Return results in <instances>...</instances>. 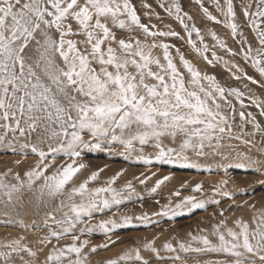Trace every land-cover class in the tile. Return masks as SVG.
<instances>
[{"label":"snow or ice","instance_id":"snow-or-ice-1","mask_svg":"<svg viewBox=\"0 0 264 264\" xmlns=\"http://www.w3.org/2000/svg\"><path fill=\"white\" fill-rule=\"evenodd\" d=\"M195 3L208 21L229 30L236 47H229L215 31L209 33L215 42L210 47L201 28L189 23L193 17L178 0H160L156 7L174 18L186 35L170 24L161 29L151 23L153 16L160 22L164 17L147 0H142V6L148 23L142 22L133 0H0V148L25 158L37 157L26 171L9 168L0 173V215L9 218L5 225L29 227L12 216L22 191L49 209L47 219L31 225L34 230L48 229L47 235L37 238L39 252L21 237L3 245L0 264H13L17 257L20 264H88L89 242L83 237L94 230L89 221L94 214L118 208L135 188L129 183L118 190L113 186L115 177L106 186L89 187L98 182V171L78 182L77 173L86 167L78 159L85 149L111 150L120 145L132 154L138 144V157L151 164L153 159L145 158L143 150L152 146L157 161L212 172L211 166L201 169L199 161L217 156L228 159L222 151L225 134L229 140L243 139L253 147L256 141L251 137L260 134L264 155V126L245 110L255 107L264 117V99L257 98L248 84L244 90L226 89L215 76L194 67L179 46L167 42L169 38L182 41L209 65L224 60L215 50L218 46L259 76L249 75L235 59L224 60L229 70L235 69V79L264 89V0H211L216 15L203 0ZM118 32L126 33L128 39L118 38ZM237 116L236 127L242 135L233 137ZM247 125L253 130L247 131ZM249 153L238 154L235 165L221 161L218 167L264 174V160ZM194 191L202 192L203 185L197 183ZM214 192L235 198L227 191L214 188ZM207 203L188 196L174 208L171 203L165 205L156 215L168 216L169 210L184 205L204 209ZM211 203L220 201L213 198ZM225 211H220L221 219L210 230L190 234L188 242L165 243L164 250L175 255L161 257L153 243L145 248L161 260L184 261L188 253H195L198 264H264V212L254 216L252 223L239 218L230 224ZM139 219L147 222L148 215ZM129 220L125 217L123 222ZM117 226L115 220H108L97 227L107 234ZM201 256L208 259L200 261ZM133 260L149 264L139 249L135 256L125 254L108 264Z\"/></svg>","mask_w":264,"mask_h":264},{"label":"rangeland","instance_id":"rangeland-1","mask_svg":"<svg viewBox=\"0 0 264 264\" xmlns=\"http://www.w3.org/2000/svg\"><path fill=\"white\" fill-rule=\"evenodd\" d=\"M153 11L157 10L154 9ZM157 12H159L161 17H164L163 22L157 21L153 17L151 23L157 24L161 29L165 25L170 24L173 29L180 31L181 35H186L174 18L168 17L161 10ZM220 33H217V35H221ZM167 42H174L181 49H188L189 52H194L190 46L176 38H169ZM205 42L211 47L212 43L206 39ZM198 58L200 60L201 57L199 56ZM201 60L204 61L202 58ZM254 73L258 75L256 72ZM260 89L258 85L257 87L256 85H252V91L257 98L261 96L259 95L262 92ZM236 122L233 125V137L242 135L240 129L236 127L240 121L237 120ZM246 129L247 131L253 130L251 125H247ZM251 139L256 141V146L245 145L243 139L237 140L233 138L229 140L226 134L222 147L223 145L226 148L229 146V149L222 148V151L227 155L228 159L224 160L222 156H217L214 158H201L199 161L201 169L211 166L212 172L184 168L163 161H157L155 160L157 153L152 146H146L143 150L145 158L151 157L153 159V163L151 164L143 163L138 157L137 153L140 152L138 144L135 146V152L132 154H127L125 149L120 145L114 146L111 150L106 148L97 150L85 149L78 159V162L86 165L84 169L77 173L78 182H83L92 172L98 171V182L90 183L89 187L106 186L107 182L115 177L113 186L118 190H124L129 183L135 188V192L130 195V198L125 199L124 203L118 208L113 207L110 211L94 214L93 218L89 221L90 226L94 230L83 237V239H87L89 242L88 248L85 249V252L88 254V264H108L109 261L118 260L122 255L129 253L135 256L136 249H139L141 257L147 260L149 264H198L195 253H188L184 261L161 260L153 252L146 250L145 245L153 243L154 247L159 250L161 257L175 255V253H169L164 250L163 246L165 243L178 245L181 241L188 242L190 234H200L198 230H210V227L217 220L221 219L219 213L222 209L226 210L225 218L229 220L230 224L231 221L239 218L252 223L254 216L264 212V184L261 183L264 181V174H257L254 171L239 167H231L227 171L222 167H218V163L221 161L224 164H237L239 162L238 154L243 155V149H251L256 153L254 155L250 153L252 156H259L264 160V155H261L262 150L259 147V141L262 139V136L257 134L251 137ZM165 142L168 143V141ZM0 161L3 162L0 165H4L7 170L16 161L21 162L19 165L26 164L30 167L36 163L37 157L29 155L25 158L22 155L13 154L10 150L6 151L0 148ZM62 162L57 161V163ZM67 162L70 163L71 161ZM165 177H168V179H164ZM141 181L144 182L141 183ZM225 181L227 182L226 187L223 186V182ZM158 182H160L159 187H157L156 192H152V188L156 187ZM197 183L203 185L202 192L194 191ZM214 188H216L217 192L227 191L232 193L235 198L229 199L218 195L214 192ZM177 192L180 193L179 196L176 195ZM188 196H195L197 200H207L208 203L204 209H193L190 205H184L180 209L169 210L168 216L156 215V213L162 211L165 205L171 203L174 208L176 204L181 203ZM213 198L219 200L220 203H211ZM22 211H25V209L19 210V212ZM143 214L148 215L147 222L139 219ZM125 217L130 218L128 223L123 222ZM45 219H47V216L42 215L39 218L32 219L30 222L27 221V223L32 225V222L36 221L39 224ZM108 220H115L118 226L106 234L104 230L99 229L97 226L101 221ZM1 222L0 220V224ZM5 228H9V226ZM35 230L38 233L40 232L39 234L42 237L48 234V229L43 226ZM35 230L33 229V232ZM27 240L37 243L32 237H29ZM105 245L107 247H103ZM40 248L41 245L37 244L32 249L39 252ZM91 248H97V251L93 253L91 252ZM47 250V248L44 249L45 252ZM179 254L182 257L185 256L183 252ZM28 258V255L24 254V259L27 260ZM206 259L208 257L201 256L199 258L200 261ZM13 264H20V258L17 257ZM120 264H141V262L135 260L129 262L121 261Z\"/></svg>","mask_w":264,"mask_h":264},{"label":"bare ground","instance_id":"bare-ground-1","mask_svg":"<svg viewBox=\"0 0 264 264\" xmlns=\"http://www.w3.org/2000/svg\"><path fill=\"white\" fill-rule=\"evenodd\" d=\"M147 2L150 3L151 5H153V10L155 9L157 11L158 10L163 11L162 9H158L156 7V5L160 2V0H147ZM178 2L182 5L184 11H187L190 15H192L193 20L190 21L189 23H193V24L195 23L197 27L201 28L202 34L204 35L205 39L207 41H209L210 43H212L211 46L215 42L211 39V36L209 33H210V31H215L218 34H219V32H221L220 33L221 35H219V37H221L222 39H225V40L227 39L226 42H227L229 47H233V48L236 47L234 45L232 39L228 35L229 30L225 29L222 25H217L212 21H208L203 16L199 6L195 3V0H178ZM133 3L136 5L138 13L141 15L142 22L148 23L146 16L143 15V13L145 11H147V9H145L142 6V0H133ZM203 3L205 4V6H209L210 11H212L214 15L217 14V13H215L214 9L211 7V0H203ZM117 35H118V38L128 39V35L124 32H118ZM181 50L185 53L186 58L189 59L193 63L194 67H196L202 74L215 76L216 81L221 86L225 87L226 89L227 88H241L242 90H244L243 86L245 84H248V87L252 89V84L250 82L244 80V79H240V80L235 79L233 77V73L235 72V69L229 70L228 66H226L224 63V60L232 61L233 59H235L236 62L240 64L241 68H244L248 72L249 75H253L259 79V76L254 73L255 69L251 68L250 65H245L243 63V61H241L237 58L230 57L229 55H227L226 52L219 49L218 46L215 48V50L217 51V54L219 56H222L224 58V60H221L220 62H214L213 65H209L207 62L202 61L201 58L199 60L198 57L200 55H197L195 52H189L188 49H181ZM155 54L156 55H162L161 52H156ZM209 58H211L210 53H209ZM175 59L178 61L177 57H175ZM236 75H240V73H236ZM256 87H257V85H256ZM260 90L262 92L259 95L262 96V94H263V96L262 97L259 96L258 98L264 99V89L261 88ZM245 103L246 104L248 103L247 99H245ZM235 104H236V110H237V112H239V110H240L239 103L235 102ZM245 110L251 111L256 116L257 120L261 123V125L264 126V117L259 115V111L257 108L249 106ZM237 120H239L238 116L236 117V121ZM225 136H226V134H225ZM165 143L167 144V142H165ZM222 148H226V146L223 145ZM226 149H229V146H227ZM248 150L243 149L242 151L244 153H249ZM250 153H252L253 155L256 154L252 150L250 151ZM2 158L4 159V157H2ZM1 163H3V162L0 161V164ZM9 168L13 169V171H18V172H23V171H26L29 169V167L26 164L25 165H16V163H12ZM4 171H6L5 166L0 165V173H2ZM78 199L79 198L77 197V200ZM0 208H2V204H0ZM20 209H25V211L19 212ZM9 211L12 212L11 209H9ZM47 211H49L48 208L40 206L38 204V202L29 193L22 191L19 205L15 209V211L12 212V216H13V218L18 217L19 219H22L24 224L28 225L29 227L25 230L24 228L20 227L19 225H16V226H13L11 224L5 225L4 221L9 219V218L0 215V220L2 221L0 226L4 227V228H2V227L0 228V250L3 251V245L10 243L11 241L19 239L21 237L24 238L22 242L31 248H33V246L39 244L37 238L42 237V235H40L39 234L40 232L38 233L36 230H35V232H33V228L31 227V224L27 223V221L30 222L34 218H39V216L46 215ZM57 215H59V213H57ZM7 226H9V228H5ZM20 230L22 232H17ZM29 237L34 238L35 241H37V243H32L29 240H27V239H29Z\"/></svg>","mask_w":264,"mask_h":264}]
</instances>
